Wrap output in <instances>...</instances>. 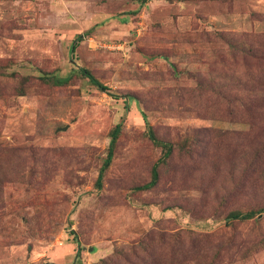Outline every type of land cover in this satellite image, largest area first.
Here are the masks:
<instances>
[{
    "label": "rangeland",
    "instance_id": "374dc122",
    "mask_svg": "<svg viewBox=\"0 0 264 264\" xmlns=\"http://www.w3.org/2000/svg\"><path fill=\"white\" fill-rule=\"evenodd\" d=\"M0 264H264V0H0Z\"/></svg>",
    "mask_w": 264,
    "mask_h": 264
},
{
    "label": "trees",
    "instance_id": "16d2710c",
    "mask_svg": "<svg viewBox=\"0 0 264 264\" xmlns=\"http://www.w3.org/2000/svg\"><path fill=\"white\" fill-rule=\"evenodd\" d=\"M80 38L81 37H78L77 41H79ZM71 51L72 52L74 51V46L71 48ZM81 75L83 77L87 78L90 81V83H92V85H94L95 87L99 88L101 91H105L107 89L104 85L99 83L89 71H87L85 69H82L81 70ZM119 132H120V126L118 125V126H116L114 128V130L111 133V140H110V143H109L108 152H107L106 158L104 160L103 166L100 168V171H99V174H98V177H97V180H96V187L98 189L101 187V181H102L103 172L111 164V160H112V156H113V146L115 144V141L118 138ZM153 174L156 177V172L155 171L153 172ZM242 217H244V216H242V215H240L238 213H232L229 216V218L232 219V220L241 219Z\"/></svg>",
    "mask_w": 264,
    "mask_h": 264
}]
</instances>
